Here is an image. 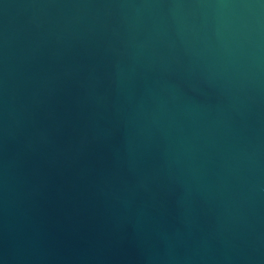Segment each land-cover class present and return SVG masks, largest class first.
Segmentation results:
<instances>
[{
    "label": "water",
    "instance_id": "95a60500",
    "mask_svg": "<svg viewBox=\"0 0 264 264\" xmlns=\"http://www.w3.org/2000/svg\"><path fill=\"white\" fill-rule=\"evenodd\" d=\"M0 264H264V0H0Z\"/></svg>",
    "mask_w": 264,
    "mask_h": 264
}]
</instances>
